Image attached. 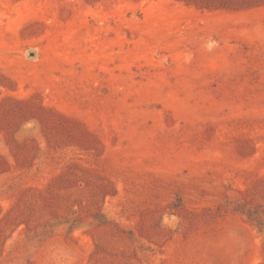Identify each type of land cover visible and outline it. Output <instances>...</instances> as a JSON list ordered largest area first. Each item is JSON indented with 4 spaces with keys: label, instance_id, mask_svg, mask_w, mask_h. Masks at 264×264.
<instances>
[{
    "label": "rangeland",
    "instance_id": "1",
    "mask_svg": "<svg viewBox=\"0 0 264 264\" xmlns=\"http://www.w3.org/2000/svg\"><path fill=\"white\" fill-rule=\"evenodd\" d=\"M0 158V264H264V5L0 0Z\"/></svg>",
    "mask_w": 264,
    "mask_h": 264
},
{
    "label": "trees",
    "instance_id": "2",
    "mask_svg": "<svg viewBox=\"0 0 264 264\" xmlns=\"http://www.w3.org/2000/svg\"><path fill=\"white\" fill-rule=\"evenodd\" d=\"M193 2L195 5L205 6V8L209 9L252 8L264 5V0H220L216 3L206 0H193ZM14 104L20 105V102H14ZM6 170V164L0 158V173H4ZM242 214L245 215L247 220L257 229L259 233L264 232V207H248L242 212Z\"/></svg>",
    "mask_w": 264,
    "mask_h": 264
}]
</instances>
